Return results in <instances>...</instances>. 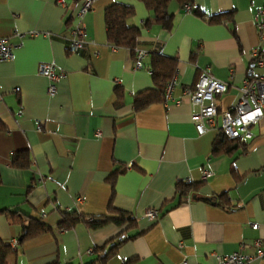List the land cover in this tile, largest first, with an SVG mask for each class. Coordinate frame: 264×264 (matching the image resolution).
I'll return each instance as SVG.
<instances>
[{
	"label": "crops",
	"instance_id": "1",
	"mask_svg": "<svg viewBox=\"0 0 264 264\" xmlns=\"http://www.w3.org/2000/svg\"><path fill=\"white\" fill-rule=\"evenodd\" d=\"M85 1L0 0V36L17 45L14 59L0 62V237L18 247L8 264H88L122 232L134 237L107 264H218L219 255L235 252L264 264L257 255L264 250V116L244 143L228 142L221 131L222 113L237 103L244 81L264 77V39L254 20L264 0H193L206 15L226 13L218 23L174 0L171 30L146 26L154 13L141 0H92L83 17L88 47L73 53L68 36ZM116 2L136 8L130 23L141 34L134 51L108 40L105 9ZM138 50L148 52L142 67ZM154 51L178 59L168 81L175 84L171 91L166 84L161 100L137 109L136 95L156 88L149 67ZM41 63L65 73L53 95ZM203 71L228 89L217 98L216 125L199 134V107L188 92ZM222 142L233 149L215 153ZM25 150L30 165L14 164ZM181 182L200 186L180 198ZM111 207L132 220L58 227L64 212L111 217L117 214ZM151 208L159 209L152 221L145 217ZM13 211L53 231L18 244L22 228Z\"/></svg>",
	"mask_w": 264,
	"mask_h": 264
},
{
	"label": "trees",
	"instance_id": "2",
	"mask_svg": "<svg viewBox=\"0 0 264 264\" xmlns=\"http://www.w3.org/2000/svg\"><path fill=\"white\" fill-rule=\"evenodd\" d=\"M148 10L153 11V16L146 20V26L152 23H157L162 25L163 28L171 30L174 26V13L169 10V4L174 0H141ZM180 2L182 7L186 9L187 5H190L191 9L189 12H194L200 17L209 19L212 22H221L225 17L226 13H220L215 15H206V13L198 6L194 5L193 0H176ZM136 14V8L132 5L116 2L109 5L105 9V24L107 27V37L108 40L116 46L128 47L133 51L137 43V39L141 34L140 28L130 23V19ZM151 60L149 67L152 69L154 84L156 88L147 89L139 92L136 95L135 103L137 109H141L155 100H161L164 96V88L168 81L173 77L177 66L178 59L176 57H171L160 52H151ZM229 141L244 143L241 138L230 139L226 137ZM224 144V142H222ZM225 143L222 146H218L215 149V153L222 154L227 153L233 149L232 146H226ZM244 149L246 146L243 144ZM13 163L20 167H28L30 165L29 153L28 151H20L13 158ZM116 173H114L110 178L114 182ZM198 183L184 182L179 183L177 186V193L180 198L183 196H188L192 192L198 190ZM225 194L220 195L223 198ZM112 211L117 214H112L111 217H100V218H86L77 211L64 212L63 219L58 224L59 228L68 229L80 222H85L89 227L96 228L103 226L104 224L114 221L118 225H123L127 220H132V217L128 216L124 211H116L115 208L111 207ZM12 220L17 221L22 232L19 238V243H24L30 239L38 237L42 234L52 232L53 228L40 219L34 218L22 214L20 211L11 212ZM134 237L120 233L117 238L110 241V248L105 250L103 254H99L98 259H95L88 264H107V260L111 254L118 248L120 244L126 241L128 238ZM18 251V247H14L11 243L6 242L0 237V264H8V257ZM58 264V263H51Z\"/></svg>",
	"mask_w": 264,
	"mask_h": 264
},
{
	"label": "built area",
	"instance_id": "3",
	"mask_svg": "<svg viewBox=\"0 0 264 264\" xmlns=\"http://www.w3.org/2000/svg\"><path fill=\"white\" fill-rule=\"evenodd\" d=\"M58 3L66 5V0H58ZM93 1L86 0L76 15V24L70 30L68 36L67 49L73 53H80L87 49L88 43L85 40V25L83 17L92 8ZM190 5L186 6L185 11L189 12ZM255 24L259 35L264 39V8L257 10L255 14ZM35 34V33H33ZM17 45L9 41L8 37L0 36V62L11 61L14 59V51ZM148 52L138 50L136 54L137 67L143 66V60L147 57ZM256 63L262 62V57L258 49L252 53ZM39 73L47 77L50 81L48 93L53 95L57 91V82L65 75L59 73L53 63H41ZM174 80L168 83L169 91L174 87ZM228 89V83L212 76L208 71H203L195 91L192 93L194 104L199 107V111L194 113V123L199 134H204L208 127L216 125V117L220 113L217 98L224 94ZM240 97L235 105L223 111L222 116V133L230 139H252L254 132L252 125L258 123L264 116V77H256L255 79H246L240 88ZM41 128V127H39ZM211 175L210 171H206L205 176ZM159 215V209H149L145 217L152 221ZM257 228L258 224H254ZM14 247L17 241L13 242ZM260 243H257V248ZM257 255H264V250L259 249ZM93 249H89L87 254H91ZM254 255H245L242 252H235L226 256H218V264H250L254 259Z\"/></svg>",
	"mask_w": 264,
	"mask_h": 264
},
{
	"label": "water",
	"instance_id": "4",
	"mask_svg": "<svg viewBox=\"0 0 264 264\" xmlns=\"http://www.w3.org/2000/svg\"><path fill=\"white\" fill-rule=\"evenodd\" d=\"M209 199H210V197H209Z\"/></svg>",
	"mask_w": 264,
	"mask_h": 264
}]
</instances>
